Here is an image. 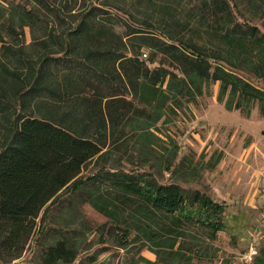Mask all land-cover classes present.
I'll list each match as a JSON object with an SVG mask.
<instances>
[{
  "label": "trees",
  "instance_id": "16d2710c",
  "mask_svg": "<svg viewBox=\"0 0 264 264\" xmlns=\"http://www.w3.org/2000/svg\"><path fill=\"white\" fill-rule=\"evenodd\" d=\"M142 2L139 19L118 0H0V264H19L41 210L42 234L65 192L82 190L119 238L133 232L165 263L194 255L189 224L210 239L224 229V204L178 182L196 167L158 124L217 82L227 109L250 113L257 101L264 114L252 81L264 80V32L245 16L261 18L264 0H190L182 16L168 0ZM90 162L97 169L84 177ZM164 172L173 180L161 182ZM77 254L58 239L41 261Z\"/></svg>",
  "mask_w": 264,
  "mask_h": 264
},
{
  "label": "rangeland",
  "instance_id": "374dc122",
  "mask_svg": "<svg viewBox=\"0 0 264 264\" xmlns=\"http://www.w3.org/2000/svg\"><path fill=\"white\" fill-rule=\"evenodd\" d=\"M118 1L127 3V8L139 19L150 5L145 2L135 4V0ZM168 1L182 16V5L190 0H182L180 5L178 0ZM245 16L264 32V15L261 18ZM119 17L131 22L122 13ZM122 21L119 20L116 27L119 32L126 30ZM26 40L30 41L28 31ZM149 50L147 47L141 49L147 54ZM252 81L264 89V80ZM217 90L218 82L193 102L184 103L170 121L158 124L163 133H168L176 141L178 159L182 158L189 167H196L195 179L178 182L186 189H198L224 204V229L216 233V238L210 239L199 223L189 224L186 240L190 242L194 255L187 251L183 257L165 263L143 246L142 240L133 232L127 240L119 238V231L90 205L81 190L74 194L62 193L63 202L49 206L44 224L46 231L42 234L39 233V223L44 215L41 210L36 219V234L15 261L43 264L42 253L58 239H69L77 248V257L70 264H257L255 259L258 258L264 261V114L257 101L250 113L227 109L223 102H218ZM96 169L93 162L87 163L81 175L88 176ZM159 179L161 182L173 180L169 172H164ZM86 186L91 185L86 183ZM197 209V204L187 206L191 212Z\"/></svg>",
  "mask_w": 264,
  "mask_h": 264
}]
</instances>
